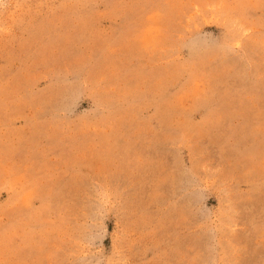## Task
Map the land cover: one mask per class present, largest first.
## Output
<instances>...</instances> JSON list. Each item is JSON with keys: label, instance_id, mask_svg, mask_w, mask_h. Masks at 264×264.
Instances as JSON below:
<instances>
[{"label": "rangeland", "instance_id": "rangeland-1", "mask_svg": "<svg viewBox=\"0 0 264 264\" xmlns=\"http://www.w3.org/2000/svg\"><path fill=\"white\" fill-rule=\"evenodd\" d=\"M0 264H264V0H0Z\"/></svg>", "mask_w": 264, "mask_h": 264}]
</instances>
